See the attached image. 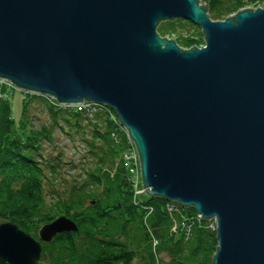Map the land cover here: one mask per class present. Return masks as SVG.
<instances>
[{
    "label": "water",
    "instance_id": "1",
    "mask_svg": "<svg viewBox=\"0 0 264 264\" xmlns=\"http://www.w3.org/2000/svg\"><path fill=\"white\" fill-rule=\"evenodd\" d=\"M187 19L182 47L161 21ZM0 80L59 104H106L138 154L148 195L216 219L211 264H264V1L212 19L200 0H0ZM0 222V259L36 264L41 242Z\"/></svg>",
    "mask_w": 264,
    "mask_h": 264
},
{
    "label": "trees",
    "instance_id": "2",
    "mask_svg": "<svg viewBox=\"0 0 264 264\" xmlns=\"http://www.w3.org/2000/svg\"><path fill=\"white\" fill-rule=\"evenodd\" d=\"M263 1L200 0L212 19L224 18L242 7L259 6ZM167 22L195 25L187 19ZM199 29L196 37L174 34V39L183 47L201 45L204 34ZM157 31L160 35L168 33L161 24ZM24 96L23 121L29 103L40 98L45 100L52 121L62 119L75 130L86 127L90 132L86 173L71 178L70 183L64 180L61 189L52 187V201L47 202L44 186H53L60 166L57 159L42 160L40 152L42 140H52L51 128H30L23 140L12 136L11 104L0 96V219L19 224L33 236H37L36 227L62 214L77 225L76 231H64L42 242L37 264H131L135 258L154 264L153 240L157 241L156 250H166L170 257L162 264H211L217 245L215 232L205 223L199 224L193 207L179 205L170 212L165 198L136 192L124 157L130 144L113 111L100 107L90 115L49 103L43 95L28 92ZM183 219L190 222V230L171 231V223L180 224ZM0 264L8 263L0 259Z\"/></svg>",
    "mask_w": 264,
    "mask_h": 264
},
{
    "label": "rangeland",
    "instance_id": "3",
    "mask_svg": "<svg viewBox=\"0 0 264 264\" xmlns=\"http://www.w3.org/2000/svg\"><path fill=\"white\" fill-rule=\"evenodd\" d=\"M167 21H171V20H164L159 23L162 25L163 28H165L166 30L168 29L167 31L168 33L162 36L171 37V38H175L176 36H179V37L182 36L186 38L187 36L191 34L190 36L194 35V37H196L198 36L197 34L200 32V29H199L200 26L199 28H197L196 26L198 25L196 24L192 25L186 22L170 23ZM25 93H28V92L21 91L15 88L14 86H11L10 83L0 80V96L8 99V101L11 104L10 118L14 121L13 128H12V136H15L16 138H21L23 140L25 138L24 137L25 131L29 130L30 128L39 129L42 125H46L51 128L50 137L52 138V140L49 141L44 138L41 142L42 150L40 151L42 152V160H46V161L53 160L54 161V159H57V162H59L60 164L53 178L55 182V183H52L53 186L51 185L44 186L45 201L51 202L52 195H51L50 189H52V187H54V189L57 190L61 187L59 185H62V187H64V184H63L64 180L70 183L71 178L72 179L77 178L79 175L81 174L84 175V173H86L85 167H87L86 162H87V158H89V154L86 153V148L88 147V142L90 140V138L88 139V137H90V132L86 131L87 130L86 127L83 128L82 130H75L73 126H68V123L62 119H58V121L56 122L52 121L49 111L47 110L48 107L45 105V100L40 99V98H34L31 101V103H29L28 110H27V117L23 121V119H21V112H22V104L24 100L26 99V97L24 96ZM46 100L49 102L48 99ZM50 123H52V127ZM82 124H85V121H83ZM23 125L25 126L23 127ZM125 153H124V156H125ZM82 167H83V170H81ZM136 168H138V172H140L139 164H136ZM128 173H129V170H128ZM111 174H113L112 170H111ZM139 175L140 177L136 181L134 188L141 190V189H144V186L142 184L141 173ZM133 177L131 176V178ZM140 193L142 195L143 191ZM137 197L139 196L137 195ZM4 221H9V220L0 219V222H4ZM143 222H144V219H143ZM42 225L36 227L37 236H33L31 232L27 231L26 229H23L22 227L19 226V224H17L19 228L28 232L36 239H40L39 230L42 227ZM40 242H41V247H42L41 252H42L43 250L42 242L44 243L46 241L40 240ZM156 246H157V241L153 240L152 254L154 255V264H162L166 262L170 257L166 250L157 251L155 248ZM131 264H147V262H144L140 260L139 258H135Z\"/></svg>",
    "mask_w": 264,
    "mask_h": 264
},
{
    "label": "built area",
    "instance_id": "4",
    "mask_svg": "<svg viewBox=\"0 0 264 264\" xmlns=\"http://www.w3.org/2000/svg\"><path fill=\"white\" fill-rule=\"evenodd\" d=\"M102 108V107H105V108H109L106 104H99V103H95V102H92V101H85L81 104H76L75 105V108L77 110H80V111H86L88 112L90 115L92 114V112L96 111L98 108ZM110 109V108H109ZM108 109V110H109ZM110 113L112 112V110L110 109L109 110ZM112 117H113V114H112ZM114 118V117H113ZM121 128L123 129L124 131V134L127 138V141L128 143L130 144L127 152L125 153V158L128 160V167H129V174L133 177L131 178L132 180H134V185L136 184V181L139 179L140 177V172H138V168H136V164H139V159H138V154H137V151L135 149V146L131 140V138L129 137L126 129L122 126V124L119 122ZM144 192V189H136V192L137 193H140V192ZM168 209H171V207H169Z\"/></svg>",
    "mask_w": 264,
    "mask_h": 264
},
{
    "label": "bare ground",
    "instance_id": "5",
    "mask_svg": "<svg viewBox=\"0 0 264 264\" xmlns=\"http://www.w3.org/2000/svg\"><path fill=\"white\" fill-rule=\"evenodd\" d=\"M10 83V82H8ZM11 86H13L11 83H10ZM22 91V90H21ZM49 101L55 103V99L51 96H45ZM56 104V103H55ZM71 107L74 108L73 105H71ZM146 193V192H145ZM167 200V203H166V208L168 209L169 207H171V209H168L167 211H172L174 208L178 207L179 205H181L178 201L176 200ZM182 206V205H181ZM185 207V206H184ZM188 207H192V206H188ZM195 210V209H194ZM195 214L197 216V220L199 222V224H201L202 222L205 223V225H207L208 228H210L211 230H213L215 232V229H216V219L214 217H210V218H203L196 210H195ZM171 231L173 232H176V231H181L184 229L185 232H188L190 230V222L187 220V219H183L181 221L180 224H178V222L176 221H173L171 223ZM182 232V231H181ZM184 234V233H183ZM216 236V235H215ZM217 240V239H216ZM217 246V245H216Z\"/></svg>",
    "mask_w": 264,
    "mask_h": 264
}]
</instances>
